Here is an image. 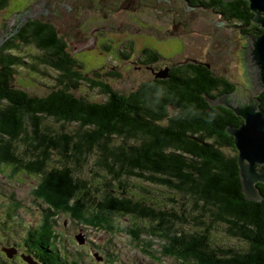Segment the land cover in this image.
I'll use <instances>...</instances> for the list:
<instances>
[{"label": "trees", "instance_id": "obj_1", "mask_svg": "<svg viewBox=\"0 0 264 264\" xmlns=\"http://www.w3.org/2000/svg\"><path fill=\"white\" fill-rule=\"evenodd\" d=\"M187 1L241 25L252 24L254 14L247 0ZM10 3L0 0V13L8 9L14 15L25 7L21 2L10 8ZM246 30L254 36L263 31L256 24ZM21 45L33 46V53L22 56ZM81 54L72 53L56 25L43 18L16 24L0 42V164L39 178L42 192L36 189V194L46 199L49 209L76 202L80 212L85 205L95 207V225L114 214L151 222L161 231L165 252L179 259H193L196 264H264V183L256 184L259 201L245 199L238 151L225 131L243 119L204 99L231 92L234 84L203 64L190 63L168 79L118 91L108 81L118 74L110 70L102 74L96 60L86 69ZM21 73L29 81L48 80L49 91L44 95L28 91L16 79ZM87 88L102 99L76 93ZM256 97L264 111V89ZM134 187L148 194V187L166 189L187 204L192 201L191 225L199 229L180 230L175 224L184 225L188 216L134 199L130 194ZM189 211L190 207V215ZM45 220L42 228L25 236L29 243L25 255L37 264H67L48 235ZM219 223L246 246L211 245L210 231Z\"/></svg>", "mask_w": 264, "mask_h": 264}, {"label": "rangeland", "instance_id": "obj_2", "mask_svg": "<svg viewBox=\"0 0 264 264\" xmlns=\"http://www.w3.org/2000/svg\"><path fill=\"white\" fill-rule=\"evenodd\" d=\"M20 1L24 2V6L32 10L31 13L41 9L43 6L40 3L41 0H11L10 8L19 7V5L22 4ZM65 1L66 0H64V2ZM72 2V0L68 1V3ZM163 7L179 12L182 9L185 10L188 24H186V26L181 25V31L186 34V54H189L191 57L201 60L208 59L211 61L210 53H208L209 55L207 54V48L212 45L210 41L215 43L214 41L218 40V42L222 43V37L229 38V41H231L230 38L233 37L229 36V33H226L227 31H225V29L217 27L220 17L211 10L203 9L202 7L191 8L193 6L189 7L187 0H183L182 2L178 0L176 3L173 1L170 7ZM88 13L97 19L102 18V15L92 12L91 10H87L79 16L83 17L84 15L87 17ZM73 14L75 15L74 12ZM154 14V11H152L150 7H146L142 11H138V13L132 14L129 17H121L120 14L116 15V17L111 16L107 18L109 19L107 23L114 26V28L109 31L104 38L109 41L113 40L114 45L117 47L122 40L124 29L125 31H131L133 28L136 30L141 28L138 26L139 24L149 28L148 24L150 22H146V19L151 20V24L155 25L157 28L163 25L161 32L165 33V27H169L170 29L169 25L172 26L171 11L165 10L158 15L159 17L154 16ZM63 16L64 15L60 17ZM0 24V42H2L9 33L13 31V27L16 26L13 13L8 11V9H3L0 13ZM99 25L102 26L103 24L99 23ZM93 26H95V24H93ZM107 26L108 25H106V27ZM93 33L89 32L82 44L84 43L87 46H91L89 39H92L91 36ZM155 42L158 44V41ZM70 43L72 47L71 51L75 53L78 49L79 41L77 38L74 39V37H72ZM161 45L163 44L159 43V46ZM174 46L175 47L168 49L170 45H164L165 49L171 50V52L177 50L178 44L175 43ZM32 47L33 46L21 45L19 53L22 56L26 53L32 54L33 52L30 49ZM96 50H99V48ZM79 56L85 61L86 69L93 66L96 62L95 59H99L96 53L92 51L82 52ZM113 58L114 56L110 58L109 62ZM100 63L101 62L98 61L99 66ZM112 64L120 65V62H111L110 65ZM241 72L242 68L236 63L231 70V74H229V78L239 82ZM20 75L22 76L16 79L22 81L23 84L26 85L25 87L27 90L33 94L44 95L49 91L47 87L48 84H46L49 82L48 80L40 78L43 83L41 84L30 79L31 83L29 84V77L23 73ZM128 75L131 77L126 76V82H123L122 78L118 76L116 78H110L108 81L112 86L117 88L118 91H126V88H130L131 86L129 82L138 80L140 76L133 71ZM76 93L80 95L87 94L89 95L88 97L92 99H102V96H99L97 93L89 92L88 88L79 89ZM228 152L232 153L231 150ZM10 167L9 165L0 164V264H28L22 257L26 256L25 254L27 252L26 250V252L23 251L24 246L29 245V243L25 241V236L31 229L42 228V220L45 218V226L49 228L51 233L48 235L54 237L53 240L56 250L60 256H66L69 264L73 261H75V264H196L193 259H179L177 256L172 254L169 255L165 252L166 243H164L159 236L161 231L155 226H150L151 222L148 223L145 220L130 215L120 216L119 214H114L111 218L109 215H106V220L99 221L97 225H95V207L92 205H85V207L82 208V212L77 209L73 202L70 203L72 206L68 204L66 208L58 206L59 208L56 209L54 206H49V209L47 207L49 203L46 202V199H42L36 194V189L42 192L40 190L41 188L37 185V183L40 182L39 178L27 176L21 171H15ZM84 170L87 175L89 169L85 168ZM130 185H132V181ZM148 188L149 194L142 192L139 187L136 188V190L135 187L130 189V194H133L132 197L134 199L139 198L147 203L151 202V205L159 207L160 209L164 206L172 207L175 213L188 216L189 221L184 225L179 223L175 224L180 230L192 232L195 228H197L196 230L199 229L198 227L200 226L196 227L191 225L193 222L190 218L193 213L191 209L192 201L187 204V201L182 196L171 193L166 189L158 191V188ZM170 197H173L176 201L167 200ZM9 202H13L15 207H11L12 205ZM61 205L64 204L62 203ZM189 207L190 215L188 214ZM202 219L205 220L206 218ZM210 233V241L213 246L217 244L220 246L234 247L235 249H243L246 246L244 242L232 238L225 231V227L220 223L216 224ZM75 235L82 237L84 242L79 244ZM17 242L22 243L23 246L21 245V248L15 247L13 244ZM10 248H14L16 252L6 257L4 251L7 249L10 251Z\"/></svg>", "mask_w": 264, "mask_h": 264}, {"label": "flooded vegetation", "instance_id": "obj_3", "mask_svg": "<svg viewBox=\"0 0 264 264\" xmlns=\"http://www.w3.org/2000/svg\"><path fill=\"white\" fill-rule=\"evenodd\" d=\"M68 1L69 0L65 2L64 0H41L40 3L43 5L42 8L33 11V13H31L32 10L30 8L25 6L18 11L19 13L14 14L15 25L24 23L29 18H43L53 22L58 29L59 35L62 36L63 40L68 44L69 49L72 50L70 40L74 37V39L77 38L79 41L78 49L75 53H82L85 51L96 53L99 59L95 60L101 62L100 70L102 74L106 73L107 70L114 71L118 74V77L122 78L123 82L127 81L126 76L131 77L128 75L131 71L140 75L138 80L129 82L131 86L130 88H126L127 92L138 90L143 83H154L155 80L168 79L171 72L176 71L178 73L181 68L189 66L190 63H199L207 66L215 75L223 77L234 84L235 89L231 91V93L236 90L238 82L229 78V74H231V70L236 63L242 68L241 47L242 44L245 43V35L254 36L246 30L252 28L254 25L253 22L249 25H241L239 22L228 20V18L222 16L221 13L213 11L220 17L217 27L225 29V31H227L226 33H229V36L233 37L230 38L231 41H229V38L222 37V43L218 42V40H215V43L210 41L212 45L207 48V54L210 53L211 57V61H209L208 59L201 60L186 54L187 37L186 34L181 31V25L186 26V24H188L185 10L182 9L179 12L163 7H170L173 1L176 3L178 0H72V3H68ZM179 1L182 2L183 0ZM146 7H150L152 11H154V16L156 17H159L158 15L165 10H170L172 14V26L169 25L170 29L169 27H165L166 31L162 33L161 29L163 25L157 28L155 25L151 24V20L146 19V22H150L148 24L149 28L139 24L138 26L141 28L136 30L133 28L131 31H125L124 29L122 40L117 47L114 45L113 40L109 41L104 38V36L114 28V26L107 23L109 20L107 18L111 16L116 17V15L119 14L121 17H129L132 14L138 13V11H142ZM189 7L191 6L189 5ZM194 7L201 8L196 6L191 8ZM87 10L102 15V18L97 19L89 13L87 17L84 15L83 17L79 16ZM62 15L64 16L60 17ZM99 23L103 25L100 26ZM93 24H95V26H93ZM106 25L108 26L106 27ZM89 32H94L91 36L92 39H89L91 46H87L84 43L82 44ZM155 41H158V44ZM159 43L163 45L159 46ZM175 43L178 44L177 50L175 52L168 50L175 47ZM164 45H170V47L165 49ZM97 48H99V50H96ZM113 56L114 58L109 62L110 58ZM111 62H120V65H110ZM73 203L75 206L77 205L76 202ZM75 206L73 205L74 208ZM21 245L23 246V244L17 245V248H21Z\"/></svg>", "mask_w": 264, "mask_h": 264}, {"label": "water", "instance_id": "obj_4", "mask_svg": "<svg viewBox=\"0 0 264 264\" xmlns=\"http://www.w3.org/2000/svg\"><path fill=\"white\" fill-rule=\"evenodd\" d=\"M230 1V0H223ZM253 12L251 22L263 29L257 36L245 35L241 47L242 72L236 90L224 93L214 99L204 98L209 105H222L243 119L235 127H226L225 131L234 139L238 151L237 162L241 176L242 190L247 200H260L256 184L264 183V111L260 109V100L256 97L264 89V0H247ZM76 236V235H75ZM82 244V237L76 236ZM5 250L10 256L16 250ZM29 264H37L29 256H22Z\"/></svg>", "mask_w": 264, "mask_h": 264}]
</instances>
